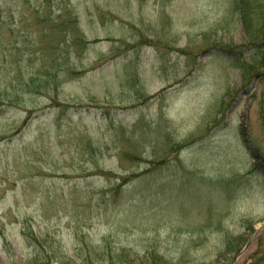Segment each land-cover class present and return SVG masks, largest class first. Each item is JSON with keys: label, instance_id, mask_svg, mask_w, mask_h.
I'll use <instances>...</instances> for the list:
<instances>
[{"label": "rangeland", "instance_id": "1", "mask_svg": "<svg viewBox=\"0 0 264 264\" xmlns=\"http://www.w3.org/2000/svg\"><path fill=\"white\" fill-rule=\"evenodd\" d=\"M262 26L264 0H0V264H264Z\"/></svg>", "mask_w": 264, "mask_h": 264}, {"label": "trees", "instance_id": "2", "mask_svg": "<svg viewBox=\"0 0 264 264\" xmlns=\"http://www.w3.org/2000/svg\"><path fill=\"white\" fill-rule=\"evenodd\" d=\"M238 6L243 10L244 13H246L248 11V5L246 6V1L240 2L238 4ZM245 23H247V21H245ZM261 31H262V33H260L261 34L260 38L253 37L254 40L252 41L253 43H251V44L254 45V48H255L257 54L258 53L264 54V26L261 27ZM235 62L237 64H239L240 66L243 65L242 66L243 69L245 67L248 68V69H250V67H249V64H250L249 61L247 62L246 58L243 57V56H240L239 59H237ZM246 62H247V64H245Z\"/></svg>", "mask_w": 264, "mask_h": 264}, {"label": "water", "instance_id": "3", "mask_svg": "<svg viewBox=\"0 0 264 264\" xmlns=\"http://www.w3.org/2000/svg\"><path fill=\"white\" fill-rule=\"evenodd\" d=\"M250 241H251V239H249V240H248V242L246 243V245H245L244 249H246V248H247V246L249 245Z\"/></svg>", "mask_w": 264, "mask_h": 264}]
</instances>
